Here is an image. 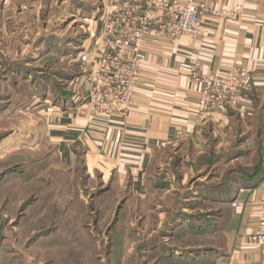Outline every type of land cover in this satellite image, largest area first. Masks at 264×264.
Here are the masks:
<instances>
[{"label":"rangeland","instance_id":"374dc122","mask_svg":"<svg viewBox=\"0 0 264 264\" xmlns=\"http://www.w3.org/2000/svg\"><path fill=\"white\" fill-rule=\"evenodd\" d=\"M93 1L32 0L2 27L0 264H205L207 250L226 242L208 229L225 218L208 196L253 157L235 141L158 150L135 196L129 176L100 160L72 150L62 165L48 139L43 110L84 72L80 12L94 18Z\"/></svg>","mask_w":264,"mask_h":264},{"label":"crops","instance_id":"0c3cea01","mask_svg":"<svg viewBox=\"0 0 264 264\" xmlns=\"http://www.w3.org/2000/svg\"><path fill=\"white\" fill-rule=\"evenodd\" d=\"M30 1L0 0L2 35V27L15 20L16 11H23ZM207 3L225 10L241 6V16L206 18L207 34L201 38L184 35L170 43H149L141 54L140 78L126 116H98L88 101L89 84L83 74L75 79L71 94L60 105L46 106V133L56 145L62 165L72 163V150L83 153L124 172L129 176L131 193L142 196L154 154L165 147L184 142L198 147L208 138L217 148L235 141L239 146L234 151L243 148L244 153L255 154V141L264 140V135L256 138L264 126V0ZM195 62L203 73L218 76L233 66L248 68L252 86L243 94L246 113L225 107L199 114L198 89L189 72ZM260 154L264 155V149ZM250 164L248 161L246 166ZM232 202L245 205L230 207L221 228L226 242L208 253L207 264H264V251L247 242L264 212V177L237 189Z\"/></svg>","mask_w":264,"mask_h":264},{"label":"built area","instance_id":"2783aa9c","mask_svg":"<svg viewBox=\"0 0 264 264\" xmlns=\"http://www.w3.org/2000/svg\"><path fill=\"white\" fill-rule=\"evenodd\" d=\"M93 8L95 17L83 19L88 33L79 45L77 62L84 66L88 101L103 118L126 116L129 112L140 78L141 54L149 43H170L184 35L199 38L207 34L206 18L241 16V6L217 9L207 0H94ZM189 72L198 89L199 114L225 107L246 113L243 94L252 86L248 68L233 66L218 76L203 73L195 62ZM244 205L232 202L230 207ZM247 242L264 251V212L258 216Z\"/></svg>","mask_w":264,"mask_h":264},{"label":"trees","instance_id":"16d2710c","mask_svg":"<svg viewBox=\"0 0 264 264\" xmlns=\"http://www.w3.org/2000/svg\"><path fill=\"white\" fill-rule=\"evenodd\" d=\"M261 135H263L262 131H260V133L258 132L256 138L259 139ZM255 147V154L250 160V166H245L242 169L239 168L238 170L231 171L228 174L229 177L226 176L224 182L221 185L217 186L218 188L216 189L215 195L208 196L209 201L217 202L223 206L225 217L228 215L230 204L234 199L236 190L258 182L264 177V155L260 154V151L264 149V140L260 138L258 141H255ZM220 219L221 217L215 222L208 221V229H211V232H217V235L219 236L222 235L221 230L219 229L223 226V221ZM197 228L201 229V225ZM221 245L224 244H220L218 247H220ZM217 249L218 248L215 249L212 247L209 248L207 251L208 253H211L215 252ZM193 254L195 255V259H199L200 257H202L200 253L194 252ZM198 263L202 264V262ZM195 264L197 263L195 262ZM205 264H207V261Z\"/></svg>","mask_w":264,"mask_h":264}]
</instances>
